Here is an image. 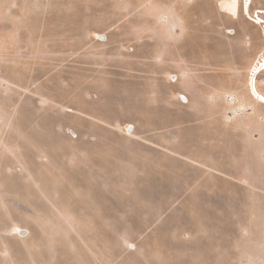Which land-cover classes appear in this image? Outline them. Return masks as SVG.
<instances>
[{
    "label": "rangeland",
    "instance_id": "rangeland-1",
    "mask_svg": "<svg viewBox=\"0 0 264 264\" xmlns=\"http://www.w3.org/2000/svg\"><path fill=\"white\" fill-rule=\"evenodd\" d=\"M251 2L0 0V264H264V103L246 89L264 0ZM147 44L188 103L163 150L138 152L133 125H87L73 108L104 91L124 114L101 89L105 55ZM84 126L121 136L100 139L116 160L70 151L100 141Z\"/></svg>",
    "mask_w": 264,
    "mask_h": 264
},
{
    "label": "crops",
    "instance_id": "crops-1",
    "mask_svg": "<svg viewBox=\"0 0 264 264\" xmlns=\"http://www.w3.org/2000/svg\"><path fill=\"white\" fill-rule=\"evenodd\" d=\"M234 24L245 27L254 26L243 19ZM120 31L122 30L120 29ZM145 48L148 51L146 55L141 52L140 48H137V52L133 55L121 52L116 55L110 53L104 54L107 57L112 56L114 58L111 62L112 66L108 67L109 70H112L109 74L114 77V80L104 81L101 89L109 90L111 94L114 91L115 98H120L121 100L120 109L124 104L123 99L125 97L127 111L124 114L113 112V108L109 107L113 105L111 97L108 100L104 91L103 98L97 99V101L89 102L83 98L84 105L82 108H77L73 105L75 107L73 108L74 111H79L88 117V121L83 120L87 125L98 123L117 130L122 129L124 125H133L134 130L129 137L139 144L138 152L149 149L163 150L165 148L163 139L170 136L172 124L180 125L181 123H185V118H180L181 110L182 112L184 111V106L180 103L179 94L183 90H186V88L170 83L168 79V67L160 61L163 56L165 59L167 58L165 52L156 54L149 44ZM97 63L96 65H101V63ZM218 75V68L210 71L212 83H218ZM107 76L109 75L107 74ZM82 78L86 80L88 77L83 73ZM96 80L97 83H101L98 82L101 81V78L97 77ZM246 89L253 96L250 90L249 79L246 82ZM169 97L171 98L170 106L172 107H168L165 104V101ZM79 134L85 139L96 137L99 140L105 137L113 138V136H119L117 135L118 133L103 130L101 127L100 129H94L86 126L83 129H79ZM122 136L126 137L128 135ZM100 142L101 140L96 144L72 147L70 151L85 153L88 155L87 161L93 164L116 160L117 158L115 157L119 154L117 147H105L100 145Z\"/></svg>",
    "mask_w": 264,
    "mask_h": 264
},
{
    "label": "bare ground",
    "instance_id": "bare-ground-1",
    "mask_svg": "<svg viewBox=\"0 0 264 264\" xmlns=\"http://www.w3.org/2000/svg\"><path fill=\"white\" fill-rule=\"evenodd\" d=\"M252 0H246V3H245V11L249 13V6H250V3L252 4L251 2ZM251 13V12H250ZM249 13V14H250ZM252 20L256 23V24H262L263 23V20L261 19V16L260 14H258V17H255L253 16ZM254 69L252 71V75H251V79L249 80L250 81V87L254 93V97L260 99L262 101V103H264V96L261 95L257 89V78L256 76L261 72V71H264V55L261 56L260 59L257 60V64H254ZM173 78H175V76H173ZM252 93V94H253ZM182 98L184 99V103H188V98L185 96V95H181ZM181 101H183L181 98H180Z\"/></svg>",
    "mask_w": 264,
    "mask_h": 264
},
{
    "label": "built area",
    "instance_id": "built-area-1",
    "mask_svg": "<svg viewBox=\"0 0 264 264\" xmlns=\"http://www.w3.org/2000/svg\"><path fill=\"white\" fill-rule=\"evenodd\" d=\"M258 14H262V12H261V11H257L256 13H254V16H255V17H258ZM101 39L103 40L104 37L101 36ZM172 79H173V80H176V76H175V78H173V76H172ZM180 98L183 100L182 102H184V99L182 98L181 95H180Z\"/></svg>",
    "mask_w": 264,
    "mask_h": 264
},
{
    "label": "water",
    "instance_id": "water-1",
    "mask_svg": "<svg viewBox=\"0 0 264 264\" xmlns=\"http://www.w3.org/2000/svg\"><path fill=\"white\" fill-rule=\"evenodd\" d=\"M25 234V232H23Z\"/></svg>",
    "mask_w": 264,
    "mask_h": 264
}]
</instances>
